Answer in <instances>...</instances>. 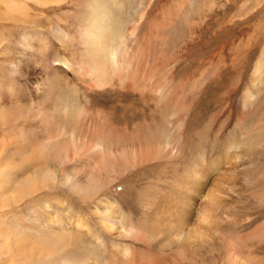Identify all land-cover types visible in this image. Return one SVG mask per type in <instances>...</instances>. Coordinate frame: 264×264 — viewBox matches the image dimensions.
I'll use <instances>...</instances> for the list:
<instances>
[{"label": "rangeland", "instance_id": "374dc122", "mask_svg": "<svg viewBox=\"0 0 264 264\" xmlns=\"http://www.w3.org/2000/svg\"><path fill=\"white\" fill-rule=\"evenodd\" d=\"M0 264H264V0H0Z\"/></svg>", "mask_w": 264, "mask_h": 264}, {"label": "bare ground", "instance_id": "6f19581e", "mask_svg": "<svg viewBox=\"0 0 264 264\" xmlns=\"http://www.w3.org/2000/svg\"><path fill=\"white\" fill-rule=\"evenodd\" d=\"M111 48V47H110ZM110 51H111V49H110ZM110 59H112V61H115L116 60V58H115V53L114 52H111L110 54ZM114 213V212H113ZM116 223V222H115ZM109 226H110V228H111V225H108V228H109ZM107 227V226H106ZM113 228H111V230H112ZM123 230V229H122ZM126 251V250H125ZM126 252H128V250L126 251Z\"/></svg>", "mask_w": 264, "mask_h": 264}]
</instances>
